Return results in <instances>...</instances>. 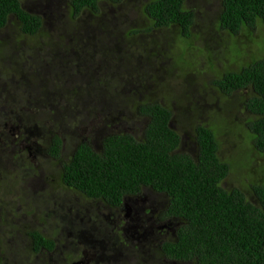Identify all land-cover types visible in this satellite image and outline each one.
I'll return each instance as SVG.
<instances>
[{"label": "trees", "instance_id": "1", "mask_svg": "<svg viewBox=\"0 0 264 264\" xmlns=\"http://www.w3.org/2000/svg\"><path fill=\"white\" fill-rule=\"evenodd\" d=\"M24 1L0 0V205L18 197L12 190L22 175L27 186L42 180L83 201L67 211L75 208L86 223L107 212L119 243L123 207L153 195L154 222L163 226L153 235L157 247L147 245L160 262L148 264H264V0H67L62 21L60 13L46 19L26 9ZM105 4L115 11H104ZM125 6L136 7V18L110 27L109 17L120 21L116 8ZM85 13L89 24L82 22ZM12 26L18 35L8 36ZM94 29L96 45H87ZM161 37L170 39L168 50ZM200 92L208 94L206 102L216 94L226 102L202 105ZM186 100L192 103L177 110ZM233 106L242 118L229 111ZM99 114L102 128H92L88 138L70 136ZM130 118L141 125L115 127ZM14 122L25 125L21 139L32 125L42 132L36 144L46 154L44 176L42 163L33 161L38 153L31 160L18 141L11 144L4 126ZM66 136L77 140L67 155ZM51 203L56 213L58 198ZM2 215L0 264H26V249L30 263L49 247L36 231L25 249L8 246L20 227ZM140 218L136 228L147 229ZM69 224L61 217V226L59 220L52 226ZM82 249L71 252L76 257Z\"/></svg>", "mask_w": 264, "mask_h": 264}, {"label": "rangeland", "instance_id": "2", "mask_svg": "<svg viewBox=\"0 0 264 264\" xmlns=\"http://www.w3.org/2000/svg\"><path fill=\"white\" fill-rule=\"evenodd\" d=\"M208 2V4L212 3L214 0H205ZM65 2H67V0H26L24 1V5L25 8L28 10H31L33 12L38 13L39 15H45L46 19L49 16H53L56 15L58 13L61 14V21L64 19L65 17ZM194 5V4H192ZM105 10L104 11H109L108 13H112V11H115V9L110 6L105 4ZM136 7L133 6H125L122 8H116V11L119 12V16L120 21L115 20L114 18H112L111 16L109 17L110 20H108V22L110 21L109 25L110 27H113L114 29L119 28L120 26L122 27L124 24L126 25L128 22L132 21L136 18V12H134L133 10ZM53 9V13L55 14H51L50 10ZM105 17V16H104ZM103 17V18H104ZM101 15H100V19H101ZM99 19V18H98ZM99 19V20H100ZM82 22H87L88 24L90 23V15H88L87 13L82 15ZM127 22V23H126ZM47 29H50L51 32L57 33L58 29L55 28L53 25L51 24H46L45 25ZM96 29V28H95ZM91 33V35L89 36L88 40L89 43L87 45L91 46H95L96 45V39H94L97 35V30ZM99 30V29H98ZM261 31L264 32V29H261ZM16 33V29L15 26H12L9 30H8V36H11L12 34ZM96 34V35H95ZM262 35H264L263 33H261ZM16 35H18V31L16 33ZM108 38V37H106ZM16 36L14 37V40H16ZM92 39V40H91ZM168 39V40H167ZM162 40V45L163 48L165 49H169L171 46V41L168 37H161ZM167 40V41H166ZM19 42V39H18ZM262 45V42H260L258 44L257 49H260ZM251 49L255 46L254 44H251ZM121 50H123V47H121ZM97 51V50H96ZM155 51V48H152V52ZM95 53V51L93 52ZM156 58L158 59V57L156 56ZM161 60V58L159 59ZM158 60V61H159ZM157 60H154L153 58V65H156ZM143 67V66H141ZM151 72L156 75L155 72V68L152 66L151 67ZM133 75H135L133 73ZM194 76V74H191ZM203 75V73L201 72L198 77H201ZM90 84V83H89ZM123 89V86H122ZM89 95V94H88ZM207 95H202V93H197V99L199 101V103H201L202 105H205L206 103L212 101V102H217L218 105H223L225 104V100L224 99H220L219 95L216 94L213 97H216L217 100H214L213 97L207 101ZM186 100L185 102L179 103L177 106V110L179 111H184L186 109V104H190L192 103V101ZM237 102V101H236ZM238 103V102H237ZM195 107V106H194ZM230 112H233L237 115L238 118H242L244 116V111L242 109L237 108L236 106H233L229 109ZM106 119H103L101 117V115L99 114L96 117H93L92 119H90L88 121V123H85L84 125H82L77 131L74 132V137L72 135H70L72 138H77V137H89L90 134H93V132L91 131L92 128H95V130H98L100 128H102L103 126V122ZM107 123H110V120L106 121ZM115 123H123L121 125H117L115 127H120L121 130L123 131H127V130H133L135 129L132 126H139L141 125V123L139 122L138 119L136 118H130V120L128 121H120V120H116ZM182 123L184 126H190V122L187 118H183L182 119ZM69 125V124H67ZM24 124H20V123H7L4 126V130L10 134V141L11 144L14 143V140L18 141V145L17 147H21L20 149H24L27 150V156H29L31 158V160L34 158L35 154L38 153V157H36L33 161H38L39 164H41L40 169H39V176L41 177V175L44 173H42V170L44 168H46L45 164L46 163L44 160H46V154L44 151V148L36 143H38L37 141L41 140L40 136L41 133L39 130V127L35 128L34 125H32L31 127H27V140L25 139H21L20 138V133L24 128ZM1 133V132H0ZM70 134V125H69V133ZM66 136V138L63 139V147H62V154H68L70 152V145L73 144L75 141L74 139H70V137ZM234 139V137H233ZM231 139V140H233ZM189 141V139H187ZM35 145H33V144ZM92 144L94 145V147L98 148V140H93ZM38 151V152H37ZM67 152V153H66ZM0 153H2V147H0ZM38 159V160H37ZM37 162V163H38ZM10 166V165H7ZM50 168L52 167L51 165L49 166ZM11 168V167H9ZM56 169V167L54 168V170ZM46 171V170H45ZM241 177L242 176H237L235 178H237L236 180L238 181V183L234 184L239 186V183H241ZM20 179L23 181L20 185H15L14 189L12 190L13 195L18 197L14 198V201H16V203L19 202L21 203V208L24 212H26V220L31 219L35 214L36 216L39 218L43 215V212H49V217L47 218V224L50 225V221L52 220L51 224L54 222V220H59L60 222V226H61V217H62V221L63 222H70L71 220L67 219V215H69L71 218H73V215L75 214V220L74 222H70V226H73V229H82L81 230V242L78 243V246L83 247L84 249V257L87 259H91V261H94V263L92 264H97L96 260L97 257H103L105 260V262L103 264H136L138 259L141 258V264H148V262H150V260L154 258V260L159 263L160 262V256L157 255H152V253L148 250L147 245H149V241L151 244H153L155 247H157V245L160 243V239L154 237L153 235H155L154 233L158 230V229H162L161 227L163 226L162 224H156L153 218V212L155 210V205H156V196L151 195V199L149 198V196L145 195H140L135 199V202L132 205H128L126 204L125 207H123L124 210V217L126 220V229H120L121 230V239L122 242H116V230L115 231H111L108 230V234L101 236L97 233L98 229H113L112 228V223L111 221L113 220L112 218H109V214L106 212V214L99 212L102 214V217L98 218V219H88V223L85 222V220L83 219L84 214L80 213V212H76L75 208H72V211L70 212V210L67 211L68 207L72 204L74 205L75 203H83V201L81 200H77L75 195L72 194V192L70 190L67 189H60V188H53V187H49L48 185H46L42 180H38L39 183L34 186L28 185L27 186V181L24 176L22 175L20 177ZM26 183V185H24ZM25 186H27L26 188H24ZM20 188L21 189L20 191ZM52 189H56L55 191H53ZM48 191V196L43 197L44 195L40 196L38 194H36L35 192H44V191ZM52 197H56L58 198V204L60 206H56V213L54 212V206L51 203V198ZM43 200L45 203H40L38 202L39 200ZM135 205V206H133ZM148 206H152L151 210L148 213H145L144 211V207H148ZM73 207V206H70ZM33 209V210H29ZM59 209H61L62 213H58ZM15 211H17V209H15ZM69 212V213H68ZM67 213V215H66ZM146 215H148L146 217ZM5 217V215H2ZM144 219V225L147 229H143L141 226H139L138 228L137 225V221ZM43 218H46V216L43 215ZM11 220L14 221L13 217H10ZM74 219V218H73ZM111 219V220H110ZM90 220V221H89ZM15 222V221H14ZM20 220H17L16 223L19 224ZM154 222V223H153ZM70 226L68 227V225L64 228L65 229V233L64 236L62 237L63 240H65V242L63 244L69 243L70 242V238L65 237L67 232L70 231L68 229H71ZM61 227H59L60 229ZM165 228V226H164ZM168 229V228H167ZM59 231V230H58ZM86 233V234H84ZM19 233L14 234L16 236H18ZM78 235V234H77ZM109 235V236H108ZM22 236V235H21ZM25 236V235H24ZM67 239V241H66ZM78 239V237H77ZM89 239L91 241H89ZM99 240L101 242H99ZM9 243L8 246L14 247L16 249H18L19 251L22 249L23 246H26L27 243L25 242H29V239H23L20 236H18V241L14 242L11 239H8ZM119 241V240H117ZM99 243V245H98ZM118 244V245H117ZM97 245L99 247H97ZM142 253V255H141ZM10 255L13 256V252L11 254V252L9 253ZM14 255H19L18 252H14ZM108 257V258H107ZM134 257V258H133ZM83 260V256L81 257ZM21 259L22 261L26 262V256L24 254L23 251H21ZM107 260H111V261H107ZM167 263V262H164ZM29 264V263H28ZM138 264V263H137Z\"/></svg>", "mask_w": 264, "mask_h": 264}, {"label": "flooded vegetation", "instance_id": "3", "mask_svg": "<svg viewBox=\"0 0 264 264\" xmlns=\"http://www.w3.org/2000/svg\"><path fill=\"white\" fill-rule=\"evenodd\" d=\"M21 206L22 205L19 202V200L18 203H16L14 199L8 201L6 200L4 205L3 204L0 205V208H3L4 211V212L0 211V214L1 213L5 215L8 214V215H12L13 218L15 217V226H19L20 229H15L14 232L19 233L21 238L24 237L26 239H29V242L31 243L32 240L34 241V237L32 234H30L31 235L30 236L28 233L36 231L50 242V243H46L49 247L46 246L40 247L37 254L34 255V259H31L29 264H74L77 261H81L79 264L94 263V261H91V259L89 260L84 257L83 254L84 249H82L80 251V255L77 254L76 257L71 252L72 250L76 251L77 247L83 248L78 246V243L81 242L82 229H73V226L72 225L70 226L69 224L68 227L70 226L71 229H68L70 231L67 232L65 237L67 238L69 237L70 242L63 244L65 240H63L62 237L64 236L65 233V229H64L65 227L58 229L52 226L51 224L52 220L50 221V225H48L47 222L43 220V215L38 218L35 214L31 219L26 220L27 217L26 212L23 211L25 208L22 210ZM15 209H17V211H15ZM44 216H47V213H44ZM17 220H20L19 224L16 223ZM72 220L70 222H74L75 219L72 218ZM104 230H105V235L108 234V230L114 231V229H104ZM97 233L101 235L102 233L101 229H98ZM89 241L91 240L89 239ZM99 242L101 241L99 240ZM119 242H122V239L119 240ZM25 243H27V245L23 246V249H25L28 246V242ZM24 252H27V249L24 250ZM82 256H83V260L81 258ZM104 260L105 259L103 257H97L96 263L103 264ZM28 261L29 259H26V264L28 263ZM107 261H111V260H107Z\"/></svg>", "mask_w": 264, "mask_h": 264}, {"label": "water", "instance_id": "4", "mask_svg": "<svg viewBox=\"0 0 264 264\" xmlns=\"http://www.w3.org/2000/svg\"><path fill=\"white\" fill-rule=\"evenodd\" d=\"M81 261H77V262H75L74 264H79Z\"/></svg>", "mask_w": 264, "mask_h": 264}]
</instances>
